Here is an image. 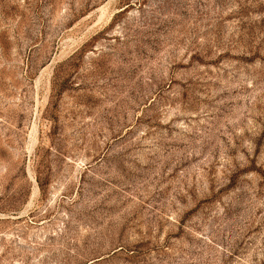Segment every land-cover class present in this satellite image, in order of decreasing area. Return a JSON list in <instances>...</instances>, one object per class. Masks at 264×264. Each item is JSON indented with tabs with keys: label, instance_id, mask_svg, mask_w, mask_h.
Wrapping results in <instances>:
<instances>
[{
	"label": "rangeland",
	"instance_id": "obj_1",
	"mask_svg": "<svg viewBox=\"0 0 264 264\" xmlns=\"http://www.w3.org/2000/svg\"><path fill=\"white\" fill-rule=\"evenodd\" d=\"M0 264H264V0H0Z\"/></svg>",
	"mask_w": 264,
	"mask_h": 264
}]
</instances>
